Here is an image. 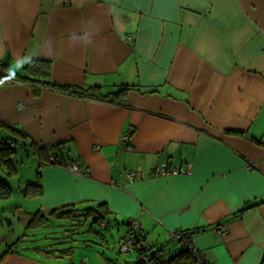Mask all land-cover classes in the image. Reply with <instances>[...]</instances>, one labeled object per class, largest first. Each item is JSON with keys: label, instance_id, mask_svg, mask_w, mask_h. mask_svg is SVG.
I'll list each match as a JSON object with an SVG mask.
<instances>
[{"label": "crops", "instance_id": "crops-1", "mask_svg": "<svg viewBox=\"0 0 264 264\" xmlns=\"http://www.w3.org/2000/svg\"><path fill=\"white\" fill-rule=\"evenodd\" d=\"M41 59L55 84H130L126 104L18 77ZM3 133L86 168L44 163L48 208L105 200L148 239L199 226L211 264H260L264 0H0ZM164 163L187 171L157 175ZM44 246L0 264H53Z\"/></svg>", "mask_w": 264, "mask_h": 264}, {"label": "rangeland", "instance_id": "rangeland-1", "mask_svg": "<svg viewBox=\"0 0 264 264\" xmlns=\"http://www.w3.org/2000/svg\"><path fill=\"white\" fill-rule=\"evenodd\" d=\"M9 137L8 134H1L0 145L5 141L3 139ZM12 145L17 150L14 155L18 168L16 173L8 175L4 167H0V177H7L13 187L10 196L0 198V254L8 244L17 241L20 242V250L24 254L33 253L32 248L39 245L51 244L58 249L72 247L70 254L61 256L60 250L56 251V255L51 258L53 264H127V261L136 260L135 253L120 251L121 237L129 228L121 215L109 214L105 224L93 222L92 216L84 222L80 221L83 217L78 220L76 217L58 218L48 208L53 197L52 192L45 191L42 195L34 196L23 193L22 188L28 180L38 179L39 170H42V183L45 184V165L40 166V154L34 153L33 149H26L21 143ZM38 210H42L45 216H34ZM33 216L40 218L42 222H34ZM45 217L48 220H44ZM166 239L161 232L152 230L147 242L164 243Z\"/></svg>", "mask_w": 264, "mask_h": 264}, {"label": "trees", "instance_id": "trees-1", "mask_svg": "<svg viewBox=\"0 0 264 264\" xmlns=\"http://www.w3.org/2000/svg\"><path fill=\"white\" fill-rule=\"evenodd\" d=\"M44 62L41 64H38L36 62L30 63L27 68L29 70V75L22 76L19 75L18 77H22L25 79L31 80L33 78V81L41 82L44 86L51 85V86H58L59 88L80 94L81 96L94 98L97 100L107 101L110 103L125 105L126 104V98L124 97V94L126 93V90H128L131 85L128 83H122L117 86V89L105 91L102 89L101 85H90V86H70V85H61V84H55L53 81L50 80V78L46 75H49V60L41 59ZM39 78V79H38ZM13 137L10 136L9 139H3V140H12ZM34 149L35 151H38L40 154V157L42 159L41 165H43L46 162L53 163L55 162L57 164H71V162H75L74 160H70L68 157L69 154L65 156L64 148L57 147L55 150L56 152L54 154V161L50 162L49 154H47V147L41 146L38 147L35 145ZM17 152L16 148L12 143L3 141L0 145V167H4L8 175H12L16 173L17 164L14 158L15 153ZM67 153V152H66ZM80 165L83 166L81 162H79ZM84 167V166H83ZM86 169V168H85ZM87 171V170H86ZM41 180H40V179ZM43 183H42V170L38 171V179L37 180H28L26 182V185L24 188H22V192L25 193L28 196H34V195H42L43 194ZM13 187L9 183L7 177L1 176L0 177V198L8 197L12 194ZM258 203H248L245 205L237 214L242 213L246 209L251 208L252 206L256 205ZM64 207H66L64 209ZM50 213L54 217L58 218H77V220L80 217V221H85L90 216H92L94 219L93 222H99L104 223L105 219H107V215L111 214V210L108 208V203L105 200H99L97 204H90L82 208L78 204H64L62 206H57L51 209ZM37 214H40L38 217H43L45 214L42 212V210L36 211L33 215L37 216ZM34 222L39 223L42 222L40 218L34 217ZM44 220H48L46 217ZM43 220V221H44ZM33 222V223H34ZM127 223H129L127 221ZM32 224V223H31ZM221 223H219L220 226ZM129 228L126 231V234L121 238L120 241V251L125 253H135L136 259L139 257H144L145 262L144 264H211V262L203 255L202 251L195 245L194 243V235L198 232H201L203 230L202 227L196 226L194 228H185L181 230H177L171 237L164 241V243L161 242H153L154 244H149L147 242L149 232H147L144 229H141L139 223L137 221H131V223L128 224ZM127 245H126V244ZM18 244V245H17ZM50 248L52 250L46 251H52L56 253V251L60 250L59 255L64 254H70L72 247H67L66 249H58L51 244ZM124 245L126 247L124 248ZM19 242L14 241L8 244L6 249L2 254H0V261L4 260L8 254L11 253H19L21 252L18 249ZM46 247V246H44ZM135 260L127 261V264H132ZM75 264V263H74ZM260 264H264V255L260 262Z\"/></svg>", "mask_w": 264, "mask_h": 264}, {"label": "built area", "instance_id": "built-area-1", "mask_svg": "<svg viewBox=\"0 0 264 264\" xmlns=\"http://www.w3.org/2000/svg\"><path fill=\"white\" fill-rule=\"evenodd\" d=\"M124 139H127L128 138V135L124 136L123 137ZM69 169L72 170L74 173L78 174V175H83V176H87L88 175V172L86 171V169L80 165L79 163H74V164H70L69 165ZM179 171H183V172H186L187 170L184 169V168H178V167H174V168H169L167 163H164L162 166H158L155 170L156 174L157 175H163V174H166V173H171V172H174V173H177ZM140 173L139 172H133L131 174H129L131 177H135L136 175H139ZM222 230L224 231L225 230V227H222ZM126 244V243H125ZM127 245V244H126ZM126 245H124V248L126 247Z\"/></svg>", "mask_w": 264, "mask_h": 264}, {"label": "water", "instance_id": "water-1", "mask_svg": "<svg viewBox=\"0 0 264 264\" xmlns=\"http://www.w3.org/2000/svg\"><path fill=\"white\" fill-rule=\"evenodd\" d=\"M144 262H145V258L139 257L132 264H144Z\"/></svg>", "mask_w": 264, "mask_h": 264}]
</instances>
